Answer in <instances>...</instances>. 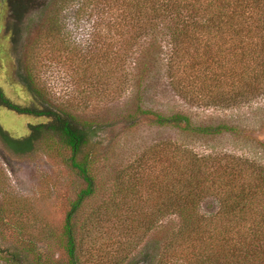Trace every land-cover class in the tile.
I'll use <instances>...</instances> for the list:
<instances>
[{
	"label": "trees",
	"instance_id": "16d2710c",
	"mask_svg": "<svg viewBox=\"0 0 264 264\" xmlns=\"http://www.w3.org/2000/svg\"><path fill=\"white\" fill-rule=\"evenodd\" d=\"M67 1L59 0L46 14V7L41 9V14H45L44 37L61 34L58 16ZM69 1H80L85 8L109 14L103 18L110 20L119 34V49L105 48L102 53L107 79L134 77L125 67L126 54L128 50L135 52L139 42L148 37L150 43L146 49L138 50L133 62L139 82L146 71V50L152 49L149 59L160 55L172 88L193 103L228 106L254 98L264 89V0ZM22 3H13L17 8L13 11L15 20L7 23L12 48L19 42L21 50L23 14L28 12ZM110 4L114 8L105 11ZM19 54L14 60L15 84L29 100L25 104L12 100L5 92V78L0 73V107L43 120L26 123L25 133L20 135L10 130L13 126L6 120L7 123L0 120V141L17 155L31 152L40 140L47 138L67 149L64 163L80 181L75 197L68 202L59 235L67 264H78L82 245H95L98 228L112 218L118 220V228L125 222L121 254L126 248L129 252L142 233L159 227L158 222L170 216L178 219V225L166 239L159 264H178L181 256L196 264H264V166L233 154H198L185 145L167 141L150 145L135 158V167L140 170L126 173L128 187L124 192L118 191L116 204L112 202L102 213L91 214L82 227V242L77 241L72 219L96 191L91 168L99 144L97 128L45 100V92L35 85L29 61ZM73 55L79 60L85 54L74 48ZM113 59L116 67L111 68L109 61ZM140 110L141 114L152 115L154 123L176 127L187 134L239 133L222 123L194 125L180 113L163 115ZM152 168L157 169L155 175H151ZM141 188L146 191L145 197L140 194ZM115 196L112 194L109 200ZM209 197L218 208L205 215L199 206ZM142 203L147 204L145 209H141ZM92 249L86 247L84 251ZM122 258L113 264H120ZM16 259L13 253L11 262L17 264ZM34 262L44 264L39 255Z\"/></svg>",
	"mask_w": 264,
	"mask_h": 264
},
{
	"label": "rangeland",
	"instance_id": "374dc122",
	"mask_svg": "<svg viewBox=\"0 0 264 264\" xmlns=\"http://www.w3.org/2000/svg\"><path fill=\"white\" fill-rule=\"evenodd\" d=\"M16 1H23L22 5L27 7L23 10L28 11L23 14L22 50L19 42L12 48L7 30V23L15 20L13 11L17 8L13 3ZM58 2L0 0V73L5 78L6 94L17 103H27L28 96L15 84L14 78V60L20 53L29 61L35 85L45 92V100L97 128L99 144L91 168L96 191L82 203L72 219L77 241L82 242V227L91 214L102 213L112 202L116 204L118 191L124 192L128 187L126 173L140 170L134 160L152 144L175 142L198 154H233L264 166V89L254 98L228 106L193 103L172 88L161 56L157 54V58L149 59L152 49L146 50V71L139 82L133 62L138 50L146 49L150 43L148 37L139 42L135 52L128 50L126 54L125 67L134 77L107 79L102 53L105 48L119 49L118 32L113 30L110 20H104L105 14L85 8L80 1L68 0L62 4L58 16L61 34L44 37L45 14ZM45 7L42 15L41 9ZM113 8L110 4L105 11ZM74 48L84 52L83 59H75ZM109 64L111 68L116 67L114 59ZM140 109L163 115L184 114L198 126L227 124L239 133L187 134L176 127L154 123L153 116L141 114ZM0 120L8 122L13 126L8 125L10 130L20 135L25 133L26 123L43 118L0 107ZM66 155L67 149L53 138L40 140L31 152L20 155L11 153L0 141V264H14L10 260L13 253L17 264H35L36 255L44 264H67L59 235L68 202L75 197L80 181L66 167ZM156 172L157 169L152 168L151 175ZM112 194L117 196L109 200ZM140 194L145 197L146 191L141 188ZM142 205L141 209L147 206ZM217 208V202L209 197L200 203L199 211L208 215ZM118 223L112 218L106 226L98 228L99 239L96 238L95 245L94 242L82 245L78 264H113L122 256L120 264H159L166 239L175 231L178 219L175 216L162 218L159 227L142 233L139 242L129 252L126 248L121 254L125 222L119 228ZM86 247L94 249L84 251ZM177 263L196 264L182 256Z\"/></svg>",
	"mask_w": 264,
	"mask_h": 264
}]
</instances>
